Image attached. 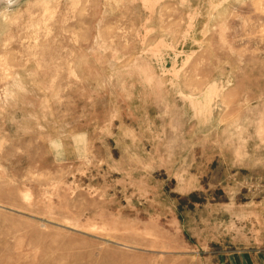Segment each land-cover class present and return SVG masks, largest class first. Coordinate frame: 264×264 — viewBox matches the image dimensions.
I'll list each match as a JSON object with an SVG mask.
<instances>
[{"label": "rangeland", "instance_id": "obj_1", "mask_svg": "<svg viewBox=\"0 0 264 264\" xmlns=\"http://www.w3.org/2000/svg\"><path fill=\"white\" fill-rule=\"evenodd\" d=\"M0 264H264V0H0Z\"/></svg>", "mask_w": 264, "mask_h": 264}, {"label": "trees", "instance_id": "obj_2", "mask_svg": "<svg viewBox=\"0 0 264 264\" xmlns=\"http://www.w3.org/2000/svg\"><path fill=\"white\" fill-rule=\"evenodd\" d=\"M190 196H192V197H193V194H191Z\"/></svg>", "mask_w": 264, "mask_h": 264}]
</instances>
